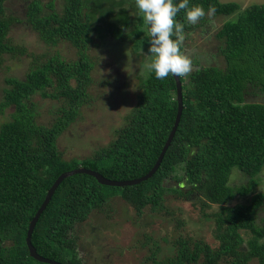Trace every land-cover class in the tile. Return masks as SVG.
I'll return each mask as SVG.
<instances>
[{
	"label": "trees",
	"instance_id": "trees-1",
	"mask_svg": "<svg viewBox=\"0 0 264 264\" xmlns=\"http://www.w3.org/2000/svg\"><path fill=\"white\" fill-rule=\"evenodd\" d=\"M129 1L65 0L58 9L52 1L32 0L22 18L7 7L9 0H0V68L8 55L26 53L12 43L10 32L17 23L29 24L45 45L65 42L76 50L73 58L55 54L41 65L29 66L23 78L7 79L0 110L13 108V112L0 124V264H48L31 257L26 237L61 174L86 168L110 180H134L148 174L162 152L178 110L173 75L163 80L153 74L139 78L141 94L131 113L112 139L91 147L90 155L67 159L58 146L60 136L90 105L96 66L89 53L92 44L111 38L133 39L136 48L149 46L147 27L142 16L133 17ZM190 4L202 5L206 12L214 7L210 16L240 12L212 34L220 43L221 64L204 66L195 61L188 77H180L184 109L157 172L125 187L101 185L81 173L65 178L33 231L31 242L39 255L62 264H83L75 228L92 212L116 197L139 216L147 209L160 212L170 191L190 197L213 222L218 243L214 247L203 240L191 244L180 239L176 255L162 264H264V217H260L264 194H255L250 204L237 202L238 197L254 193L264 170V4L244 10L238 3L219 0H190ZM210 16L196 25L185 23L184 39L196 29L209 34L210 27H204ZM177 19L183 21V10ZM39 99L58 104L49 124L38 120ZM178 167L183 174L174 176ZM234 169L245 175V182L230 184ZM169 178L179 185L167 189L164 181ZM241 230L252 237L246 240Z\"/></svg>",
	"mask_w": 264,
	"mask_h": 264
},
{
	"label": "rangeland",
	"instance_id": "rangeland-1",
	"mask_svg": "<svg viewBox=\"0 0 264 264\" xmlns=\"http://www.w3.org/2000/svg\"><path fill=\"white\" fill-rule=\"evenodd\" d=\"M31 1L9 0L7 7L25 18ZM40 1H52L58 9L65 4V0ZM219 1L238 3L242 10L252 5L264 4V0ZM128 6L132 8L130 12L133 17H136L132 0ZM239 12L231 16H210L208 26L204 27H210L209 34L203 33V29H196L183 40L181 50L191 58L192 70L195 61L204 66L221 64L218 48L220 43L213 37L214 33L226 21L235 19ZM10 36L12 43L24 48L26 53L16 57L8 55L5 58L4 65L0 68V103L4 89L8 88V78H23L29 66L41 65L46 57L59 54L68 60L76 55L75 48L69 47L65 42L55 47L45 45L26 22L13 26ZM99 43L96 41V45L92 44L89 50L96 63L95 70L92 71L93 84L89 89L92 98L90 105L82 109L79 120L58 140L59 149L67 159L88 156L92 152L91 147L105 144L113 138L115 129L123 125L139 99L141 90L138 79H147L150 75L146 68L152 59L148 54L149 46L136 48L133 39L110 38L105 43ZM57 105L56 101L39 99V122L49 124ZM12 112L13 108L0 110V124L9 121ZM175 171L174 176L183 174L180 167ZM260 178L254 193L238 197V203L250 204L255 194H264V170ZM245 181V175L235 169L232 171L230 184L239 185ZM178 185L174 178L164 181L167 189ZM186 191L183 188L182 192ZM194 200L198 201V197ZM163 205L160 212L152 213L147 209L139 216L121 197L112 199L102 209L92 212L86 222L76 226L78 257L83 264H162L164 260L176 255V242L180 239L188 240L191 244L203 240L214 247L217 245L213 222L204 218L200 208L191 203L190 197L168 191L164 195ZM262 208L260 217H264V206ZM241 234L246 240L252 237L251 233L244 230H241Z\"/></svg>",
	"mask_w": 264,
	"mask_h": 264
},
{
	"label": "clouds",
	"instance_id": "clouds-1",
	"mask_svg": "<svg viewBox=\"0 0 264 264\" xmlns=\"http://www.w3.org/2000/svg\"><path fill=\"white\" fill-rule=\"evenodd\" d=\"M137 16H142L147 27L148 54L152 59L146 68L158 80L170 75L186 76L192 70V60L181 50L185 23L196 25L205 15H212L202 5L190 4V0H132ZM183 10V21L177 14Z\"/></svg>",
	"mask_w": 264,
	"mask_h": 264
},
{
	"label": "water",
	"instance_id": "water-1",
	"mask_svg": "<svg viewBox=\"0 0 264 264\" xmlns=\"http://www.w3.org/2000/svg\"><path fill=\"white\" fill-rule=\"evenodd\" d=\"M173 76H174V79L176 82V87H177V100H178L177 115H176L174 126H173V128H172V130L168 136V139H167V141H166V143L162 149V152H161L156 164L152 168V170L148 174H146L145 176H143L141 178L134 179V180H126V181L110 180V179H107L104 176H102L100 173L93 171V170H90V169H86V168H78V169H75V170H72L69 172H64L63 174H61L58 177V179L55 181L53 186L48 190L44 202L42 203L41 207L39 208V210L35 214L34 218L30 222L29 229L27 232L26 242H27V246H28L31 257L35 258L36 260H38L40 262H44V263H48V264H62V263H59L55 260H51L49 258H45V257L39 255L37 253L36 248L33 246L32 242H31V238H32V234H33V231L35 229L37 221L39 220L43 211L46 209V207H47L48 203L50 202L56 188L60 185V183L65 178H67L71 175L77 174V173H81V174H87V175L94 177L101 185L125 187V186H134V185L140 184L141 182L146 181V180H148L154 176V174L157 172L158 168L160 167L169 146L171 145V143L174 139V136H175L177 128L179 126L181 116L183 113V109H184L182 81H181L180 77H177L175 75H173Z\"/></svg>",
	"mask_w": 264,
	"mask_h": 264
}]
</instances>
